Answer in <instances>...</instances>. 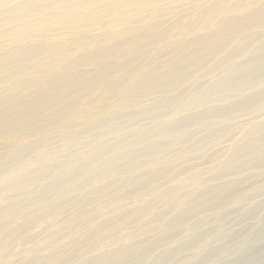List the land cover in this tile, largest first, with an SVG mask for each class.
<instances>
[{"label":"rangeland","instance_id":"1","mask_svg":"<svg viewBox=\"0 0 264 264\" xmlns=\"http://www.w3.org/2000/svg\"><path fill=\"white\" fill-rule=\"evenodd\" d=\"M262 3L160 0L146 35L55 28L43 36L56 48L1 72L8 120L29 102L6 98L23 82L99 48L115 60L57 78L78 80L80 97L44 90L57 115L0 122L47 125L0 134V264H264V24L218 47L200 39L227 24L213 26L217 13L244 19Z\"/></svg>","mask_w":264,"mask_h":264},{"label":"bare ground","instance_id":"2","mask_svg":"<svg viewBox=\"0 0 264 264\" xmlns=\"http://www.w3.org/2000/svg\"><path fill=\"white\" fill-rule=\"evenodd\" d=\"M159 1L160 0H0V9L12 6L10 7L11 9L8 13L5 12L7 14L6 16H2V13H0V73L16 66L19 62H29L37 55H44L56 48V46H51L49 41L44 39L43 36L47 32L53 31L55 28H63L66 30L76 29L79 33H89L99 30L100 32L95 33L93 36L95 38H100L114 35L115 32L111 31L113 27L110 28L108 24L110 22H115L118 23L119 26L121 24L126 25L123 29H121L124 32L127 30H135L140 31L141 36L146 35L156 27L157 22H146L149 20L148 16L151 14V5ZM171 1L177 3L185 2V4L191 8L201 2H204L205 5L213 2L214 0ZM240 13L241 10H233L225 15L217 13L216 16L219 17H217L216 23L213 26H216L217 24H227L223 27H212L214 28L212 29L213 31H210V33H208L209 35L203 36L200 39L205 42H215L218 47L219 44L221 45L222 39L225 37L237 38L243 36V32L250 24H264V0L257 9L244 19L237 17ZM157 17L159 18L160 15ZM251 21L253 22L250 23ZM138 27L140 29H138ZM85 39L84 41L81 39L77 40L74 45L81 46V44H85V41L87 40ZM69 50V48H66V51ZM110 50L112 49L99 48L91 54L89 53L82 57H78L68 63L66 67L62 68L64 70L62 74L55 70V72L52 73V79L46 83H38L35 80L23 82L18 89L10 92L6 98L14 99L22 97L29 100V102H26L25 104L23 103L19 105L17 109L9 112V119L15 121L19 116L24 115L30 119V117L35 114L36 108L42 112L44 118L46 116L51 117L52 115H55L57 112L55 111V105H53L50 101L51 98L42 97L43 99L40 102L38 101V98L44 94L43 91L47 90V95L51 97L52 95H58L63 102L68 101L73 97H80L81 84L78 80L74 83L72 82L74 79L71 81L72 83H64L63 81L61 83V81H58L57 78L61 77V75L76 73V71L85 68L94 69L97 66H100L97 74H101L105 70L107 71L109 67L111 68V66L115 64V60L108 61L105 58L107 57L106 55L109 54ZM199 52L202 51L190 54L188 59L190 61H195ZM74 69L76 70L72 72L69 71ZM76 76L77 75H75V77ZM83 76L81 75L80 78ZM124 76L125 75L123 74L122 78ZM100 78L98 80H101ZM66 79L68 80V77ZM76 79L78 78L76 77ZM117 79L119 78L113 77L111 78V81L115 83ZM82 82L84 83V81ZM95 83L86 84L85 87L82 88L83 92L86 93L90 91ZM2 101L3 99H0V104ZM58 104L61 103L58 102ZM59 116L55 117L59 118ZM8 120L4 118L0 120L1 125L2 123H5V125L9 124ZM46 127L47 125L41 124L39 119V121L34 120L29 124L26 123L21 128L16 127L12 129H5L0 131V134H6L16 130L29 131L32 129H44Z\"/></svg>","mask_w":264,"mask_h":264}]
</instances>
